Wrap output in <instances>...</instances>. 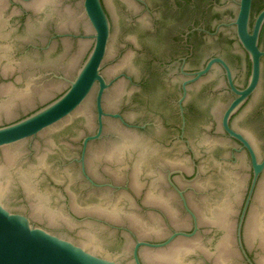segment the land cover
<instances>
[{"label":"water","instance_id":"water-1","mask_svg":"<svg viewBox=\"0 0 264 264\" xmlns=\"http://www.w3.org/2000/svg\"><path fill=\"white\" fill-rule=\"evenodd\" d=\"M0 222L29 264H264V0H0Z\"/></svg>","mask_w":264,"mask_h":264}]
</instances>
